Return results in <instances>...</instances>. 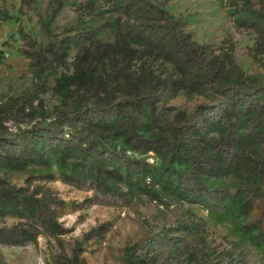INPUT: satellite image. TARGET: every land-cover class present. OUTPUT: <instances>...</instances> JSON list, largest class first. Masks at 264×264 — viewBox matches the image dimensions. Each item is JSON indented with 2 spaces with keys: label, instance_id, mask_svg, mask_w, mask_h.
Returning <instances> with one entry per match:
<instances>
[{
  "label": "rangeland",
  "instance_id": "obj_1",
  "mask_svg": "<svg viewBox=\"0 0 264 264\" xmlns=\"http://www.w3.org/2000/svg\"><path fill=\"white\" fill-rule=\"evenodd\" d=\"M129 247L264 264V0H0V264Z\"/></svg>",
  "mask_w": 264,
  "mask_h": 264
},
{
  "label": "trees",
  "instance_id": "obj_2",
  "mask_svg": "<svg viewBox=\"0 0 264 264\" xmlns=\"http://www.w3.org/2000/svg\"><path fill=\"white\" fill-rule=\"evenodd\" d=\"M158 12L160 13L161 16H166L167 14L166 10L163 8H159ZM76 74L75 77H77V79L81 81H86L87 79H89V77L86 76L84 72H79L77 75ZM172 153L175 155H178L179 153L185 155V152L181 151V149H179L178 146H175L172 149ZM196 258H197L196 254L190 253L184 264H198ZM125 259L127 264H154L153 261H150L149 257L136 255L135 251L130 247L126 249Z\"/></svg>",
  "mask_w": 264,
  "mask_h": 264
}]
</instances>
